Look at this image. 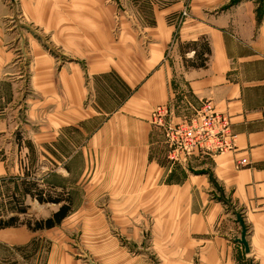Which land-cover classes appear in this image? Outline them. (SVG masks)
I'll list each match as a JSON object with an SVG mask.
<instances>
[{
  "label": "crops",
  "instance_id": "obj_1",
  "mask_svg": "<svg viewBox=\"0 0 264 264\" xmlns=\"http://www.w3.org/2000/svg\"><path fill=\"white\" fill-rule=\"evenodd\" d=\"M233 1L10 0L16 10L0 0V129L9 127V107L26 86L13 78L22 71V61L6 50L13 43L19 55L34 50V110L53 113L50 127L80 130L82 152L65 157L81 156L85 165L77 187L88 194L141 192L145 207L162 210L153 222L159 227L143 238L152 243L131 245L136 258L117 244L103 246L104 264H264V0ZM11 19L17 27L35 24L47 46L10 35L1 25ZM200 56L205 68L196 67ZM204 100L229 116L237 148L216 156L196 149L171 163L163 131L149 122L152 109L168 105L176 122ZM92 160L99 176L85 173ZM241 160L249 166H238ZM134 200L131 208H138L143 198ZM235 212L247 227L249 253L236 241ZM58 228L22 233L27 241L47 233L48 264H73Z\"/></svg>",
  "mask_w": 264,
  "mask_h": 264
},
{
  "label": "rangeland",
  "instance_id": "obj_2",
  "mask_svg": "<svg viewBox=\"0 0 264 264\" xmlns=\"http://www.w3.org/2000/svg\"><path fill=\"white\" fill-rule=\"evenodd\" d=\"M236 1L234 0L233 3ZM6 2L9 3L10 8L19 10V6H12L10 0ZM261 7H264V4ZM14 20H9L10 23H2V28H6L14 37L21 33L24 40L41 41L44 47L47 46L48 41L44 39L47 37L35 24L27 21L17 27ZM13 47L11 43L6 46V50L12 52L13 61H22L19 63L22 66L18 67H21L22 71L13 78L23 81L26 86L21 85L22 94L16 97L9 107V127L0 129V220L7 221L11 217L18 216L21 224L0 230V264H48L50 261L51 243L48 244L46 238L48 234L41 232L40 234L43 235L33 236L27 241L22 229L30 230L26 225L27 222L34 226L36 221L50 218L60 207L53 203L39 202L36 198L25 195L24 189L29 182L35 183L38 189L53 198L61 195V200H71V203H64V205L69 204L70 211L66 217L68 219L65 218V221L58 225V230L63 236L66 235V242L61 243L60 247L72 258L73 264H104L100 258V250L103 246H110L109 248L113 250L115 244L124 250L125 257L136 258L137 252H131V245H135L134 249L139 250L140 247L152 243V240H148L149 237L147 241L143 238L151 236V233L159 227L153 225V222L157 217L162 216V210L145 207L146 197L141 192L138 195L108 191L88 194L83 192L81 187H77L81 176L83 177L85 165L81 156L75 157L74 160L65 157L69 150L71 152L74 149L76 154L80 150L82 152V143L77 137L80 130L75 128L74 131H68L65 128L50 127L53 126L51 123L53 113L44 107L34 110L35 102H39L38 98L33 96V88L29 85L34 50L26 49V52L23 51L25 56H22L15 52ZM26 47H30V44L27 43ZM47 50L53 55L57 54L53 48ZM12 82L18 81L12 80ZM206 101H202L201 105ZM157 107L159 105L150 113L149 122L152 125V113ZM184 118L175 122L171 121L170 117L165 127L161 128L171 151L168 157L171 163H181L183 158L188 159L196 150L188 152L182 138L173 133ZM91 162L93 168H88L85 173L99 176L101 168L98 162L95 160ZM111 182H114V178H111ZM67 183L70 184L67 186L69 191L65 187L62 190L57 189L60 184L66 186ZM149 196L152 197V194ZM15 197L20 200L19 203ZM135 197L143 200L138 208H131ZM21 205L27 207L26 214L15 213ZM131 232L139 234L137 241L131 239L116 241L118 238H123L119 237V234ZM158 262L161 264L159 260ZM147 263L156 264L153 260Z\"/></svg>",
  "mask_w": 264,
  "mask_h": 264
},
{
  "label": "built area",
  "instance_id": "obj_3",
  "mask_svg": "<svg viewBox=\"0 0 264 264\" xmlns=\"http://www.w3.org/2000/svg\"><path fill=\"white\" fill-rule=\"evenodd\" d=\"M194 112L192 116L179 122L176 130L173 131L182 138L188 152L200 149L216 156L232 152L237 148V136L232 131L229 116L219 112L212 101H206ZM170 117V108L159 106L152 113L153 125L164 128ZM239 165L249 166L247 160H241Z\"/></svg>",
  "mask_w": 264,
  "mask_h": 264
},
{
  "label": "trees",
  "instance_id": "obj_4",
  "mask_svg": "<svg viewBox=\"0 0 264 264\" xmlns=\"http://www.w3.org/2000/svg\"><path fill=\"white\" fill-rule=\"evenodd\" d=\"M208 50V49H207ZM206 50V51H207ZM204 53H202L203 55ZM198 55V52H196V56ZM199 56V55H198ZM201 63L197 64L196 67L202 68L206 67L205 61L206 59H202V56H200ZM25 195H30L32 198H36L39 202L42 203H53V204H60L62 201L61 200V195H56L55 198L50 196L49 194L45 193L43 190L38 189V186L35 183H30L26 185V188L24 189ZM17 202L19 203L20 200L15 197ZM67 202L71 203V200H67ZM20 208L17 209L15 213L19 214H26L27 212V207L25 206H19ZM70 211V206L69 204H63L57 212L54 213L50 218H47L45 220H39L34 223V226H32L31 223L27 222V226L31 231H39V230H50L58 225L61 224V222L68 216ZM21 224L20 219L18 216L11 217L7 221L0 220V230L1 229H7L10 227H15L17 225Z\"/></svg>",
  "mask_w": 264,
  "mask_h": 264
},
{
  "label": "water",
  "instance_id": "obj_5",
  "mask_svg": "<svg viewBox=\"0 0 264 264\" xmlns=\"http://www.w3.org/2000/svg\"><path fill=\"white\" fill-rule=\"evenodd\" d=\"M234 214L236 216V220L238 221V223L241 226V236L236 241L240 245L244 246L246 252L249 253L250 249H249L248 242L246 240V237H247V227H246V225L244 223V220L242 219V216L238 212H235Z\"/></svg>",
  "mask_w": 264,
  "mask_h": 264
}]
</instances>
